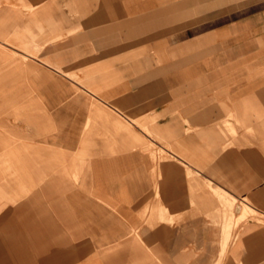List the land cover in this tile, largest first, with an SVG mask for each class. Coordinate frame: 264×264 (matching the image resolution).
<instances>
[{"label": "crops", "instance_id": "1", "mask_svg": "<svg viewBox=\"0 0 264 264\" xmlns=\"http://www.w3.org/2000/svg\"><path fill=\"white\" fill-rule=\"evenodd\" d=\"M36 30L55 44L29 136L58 164L11 153L0 200L45 175L60 193L4 236L14 264H264V223L242 222L264 217V0H0V74Z\"/></svg>", "mask_w": 264, "mask_h": 264}, {"label": "rangeland", "instance_id": "2", "mask_svg": "<svg viewBox=\"0 0 264 264\" xmlns=\"http://www.w3.org/2000/svg\"><path fill=\"white\" fill-rule=\"evenodd\" d=\"M29 5L28 2H24L22 7ZM16 12L18 14L21 10ZM36 33L37 35L34 36L36 41L33 44V48H31L30 42H24V44L19 43L14 46L11 42H6L5 47L11 50L16 49L19 51L16 52L22 54V56L18 59H12L11 57V59L8 60V63L13 62L15 64H13V66L16 67L10 70H16V74H0V164L9 162L10 158H14V155H11V153H16L17 155L15 156H17L18 161L26 162L25 167H27V169H25V172H34V175L36 173H47L48 168L57 165L58 162L52 161L51 156L59 152L52 150L46 154L44 151L36 149L33 147L31 142L32 139L29 136L30 130H34L36 134H39L43 132L45 129L44 126H46V108L39 101V96L33 86V78H35L37 74L33 73L34 69L32 66L35 64V61L38 65L44 64L45 59L42 56L46 53L45 44L47 42H44L46 38L45 34L40 35L37 30ZM54 44L55 42L52 41L47 43L50 49H52ZM64 75L74 79L72 75ZM61 76H59V78H61ZM136 125H138L143 132H147L142 124L136 123ZM54 128L57 129V127ZM150 147H152V151L156 150L152 145ZM68 155L69 154L64 153V156L67 157ZM1 173L7 174L8 177L12 172L3 171ZM47 177L48 175H45L28 191L22 192V196H19L14 202L0 200V206L5 205L4 209L0 211V264H4L5 262L14 264L15 262L12 257V250L4 246V236L7 237L10 235L15 228L20 229L21 227L29 226L31 222L33 224L45 221L44 216L46 211H48V215L52 214L48 205H50L51 200H56L57 194L60 192L58 188L51 187V185L48 184ZM40 213H42L43 220L39 217ZM21 215H28L29 218L25 220L21 218ZM31 216L32 218H30ZM211 220L219 227V216L217 214ZM249 220L262 224L264 223V217L258 214L250 215L242 222ZM47 221L48 224H52L53 226L61 225L60 219L55 216L53 218L49 217ZM145 221L147 225L151 226L155 222V217L150 216ZM171 221H173L172 218ZM42 223L44 224V222ZM237 226L232 229V232ZM234 235L233 233L232 236ZM223 257H225V253L222 258Z\"/></svg>", "mask_w": 264, "mask_h": 264}]
</instances>
